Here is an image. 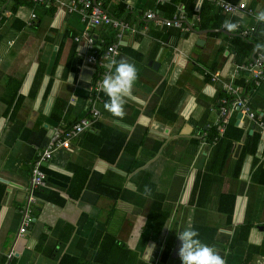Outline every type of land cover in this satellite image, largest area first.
Masks as SVG:
<instances>
[{
    "label": "crops",
    "instance_id": "0c3cea01",
    "mask_svg": "<svg viewBox=\"0 0 264 264\" xmlns=\"http://www.w3.org/2000/svg\"><path fill=\"white\" fill-rule=\"evenodd\" d=\"M98 1L126 26L90 27L71 0H0V264H181L187 228L225 264H264V131L247 150L252 121L220 117L226 85L264 114V80L237 68L253 49L236 61L238 31L223 27L252 28L264 43V0H223L249 10L232 12L216 0ZM147 11L181 15L182 27ZM86 32L101 51L116 44L138 79L122 119L100 91L98 119L41 164L44 185L32 186L51 134L86 115L88 87L107 71L86 61ZM239 120L248 130L236 139Z\"/></svg>",
    "mask_w": 264,
    "mask_h": 264
},
{
    "label": "built area",
    "instance_id": "2783aa9c",
    "mask_svg": "<svg viewBox=\"0 0 264 264\" xmlns=\"http://www.w3.org/2000/svg\"><path fill=\"white\" fill-rule=\"evenodd\" d=\"M41 2H47L48 0H38ZM217 4L225 11L232 12L236 9L246 10L247 5L244 2L238 4H231L223 0H216ZM72 6H78L79 11L82 14V19L86 20L90 27H96L101 24L111 25L113 27L123 28L126 26V23L120 19L112 17L101 5V2L98 0H71ZM35 14H31V18L28 20V24L32 23V19L35 18ZM147 19H158L157 21L162 22L166 26H177L182 27V16H174L172 19H162L158 17L154 12L147 11L144 14ZM160 19V20H159ZM238 33L242 36L248 35L252 28H240L238 26ZM83 37L86 41L87 54L86 61L99 67L103 66V60L105 55H114L118 53L116 44L110 43L105 46V50L101 51L102 45L97 43L94 38V35L91 32L84 33ZM80 37H76L75 40H78ZM238 70H242L249 74L251 80L258 84L260 81L264 80V56L259 54H253L250 59L246 62L241 63L237 66ZM106 71L101 74V78H98L94 81L93 84L89 85L88 89L90 96L88 98L86 106V115L81 117L76 123L71 125L68 129L59 130L55 129L51 134L46 148L41 151L37 157L36 162L34 163L31 174H30V183L32 186L44 185L45 175L40 169L41 164L52 157L55 151L60 148H67L70 144V139L84 129L89 127L94 123L99 117V109L96 106L97 102L100 100V91H98L101 81L104 78ZM226 91L230 95L229 98H223L220 105V117L222 123L226 121V118L231 114L232 111L240 113L241 117L245 116L248 119L256 123L262 131H264V114L261 112L254 111L247 103V99L240 95L236 88L231 85H226ZM237 126L242 127V123H237ZM29 218H25L23 225L19 228V231L23 233L25 227L27 226Z\"/></svg>",
    "mask_w": 264,
    "mask_h": 264
},
{
    "label": "clouds",
    "instance_id": "9594fccd",
    "mask_svg": "<svg viewBox=\"0 0 264 264\" xmlns=\"http://www.w3.org/2000/svg\"><path fill=\"white\" fill-rule=\"evenodd\" d=\"M258 23H264V10H260L255 15ZM223 27L228 32H235L238 24L226 19ZM253 53L264 56V43L257 42L253 46ZM118 53L104 56L103 67L107 70L100 83L98 91H102L107 100L103 107L112 115L123 118L125 115V104L131 97L133 87L138 79V70L133 63L125 58L116 59ZM145 196L151 195V189L145 186ZM199 232L193 228H187L177 234L180 241L178 257L181 264H225L224 259L216 249L199 239Z\"/></svg>",
    "mask_w": 264,
    "mask_h": 264
},
{
    "label": "trees",
    "instance_id": "16d2710c",
    "mask_svg": "<svg viewBox=\"0 0 264 264\" xmlns=\"http://www.w3.org/2000/svg\"><path fill=\"white\" fill-rule=\"evenodd\" d=\"M232 46H233V51L235 53V60L241 62L243 60L244 56H248L250 55L253 46H254V41L251 37H249L248 35L242 36L239 33L236 32V34L234 35L233 39H232ZM242 71V70H241ZM244 72V71H243ZM248 84V83H247ZM247 84H245L244 86H248ZM255 84V83H254ZM244 98L247 99L246 96H243ZM247 103L248 105L254 110L256 111L250 104L249 100L247 99ZM257 112V111H256ZM259 112V111H258ZM252 121V120H251ZM253 123V124H252ZM251 126L253 127V134L250 135V137L252 136V139H254L253 145L246 142V148L247 150L251 149L254 144L256 143V141H258L259 137H260V132L261 129L260 127L254 123L252 121ZM230 131L232 132L233 135H235V138H239L241 137V135L243 133L247 134V128L245 127H239V126H234L231 125L230 126ZM228 129H226L225 131H227ZM249 136V135H248ZM251 139V138H250ZM252 145V146H251Z\"/></svg>",
    "mask_w": 264,
    "mask_h": 264
},
{
    "label": "water",
    "instance_id": "95a60500",
    "mask_svg": "<svg viewBox=\"0 0 264 264\" xmlns=\"http://www.w3.org/2000/svg\"><path fill=\"white\" fill-rule=\"evenodd\" d=\"M240 116H241L240 113H238V114H237V117H240ZM174 252H175V250H174Z\"/></svg>",
    "mask_w": 264,
    "mask_h": 264
}]
</instances>
